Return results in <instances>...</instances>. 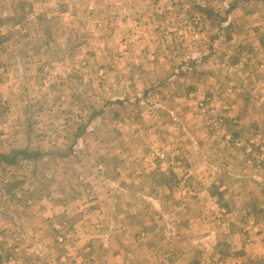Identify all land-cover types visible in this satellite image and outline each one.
Returning a JSON list of instances; mask_svg holds the SVG:
<instances>
[{"label":"rangeland","instance_id":"rangeland-1","mask_svg":"<svg viewBox=\"0 0 264 264\" xmlns=\"http://www.w3.org/2000/svg\"><path fill=\"white\" fill-rule=\"evenodd\" d=\"M242 2L0 0V153L43 156L0 168V264H264V72L223 64L264 45Z\"/></svg>","mask_w":264,"mask_h":264},{"label":"crops","instance_id":"crops-1","mask_svg":"<svg viewBox=\"0 0 264 264\" xmlns=\"http://www.w3.org/2000/svg\"><path fill=\"white\" fill-rule=\"evenodd\" d=\"M39 1H41V0H39ZM246 1L247 0H243V2L242 3H246ZM240 3V2H239ZM244 7H246L245 5L243 6V8ZM234 11H231L228 15H227V17L229 16V19H227V21L224 23V24H229L230 23V19L231 18H233V19H235L234 17H230V15L233 13ZM10 14H9V16L8 17H13V13H11V12H9ZM236 13V12H235ZM234 13V14H235ZM260 13H262V15H263V17L261 16V17H259V19L261 20H263L264 19V10H262V12H259V11H254L253 12V14L254 15H252L251 17L252 18H255V17H258V14H260ZM238 15V14H237ZM240 15H241V17L242 16H245L244 18H243V20H242V24H243V26H245L244 25V19H247V17H249L250 15H248L247 13H246V11H244V10H241V12H240ZM0 17H2V18H0V19H4V17H5V12L0 16ZM260 24H262V22L260 23ZM233 25V24H232ZM225 26V25H224ZM242 29V28H241ZM261 31V30H260ZM230 43H231V41H229L228 42V44H224V46H228V47H231V45H230ZM248 48H250L249 46H247ZM248 55H250V56H248ZM263 58V59H262ZM223 59H224V61H226L225 63H223L224 65H227V67L230 69V71H233V72H238V74L242 77L241 78V80L244 82V83H246V82H257V80H260L261 79V77L260 76H253L252 75V73L254 72V73H256L257 71H259L258 69L260 68L263 72H264V66H263V64H262V62L264 63V45L262 44H258V45H256V46H252V48H250V50L248 51H245L243 48L242 49H238L237 50V55L235 56V58H234V56H232V52L231 51H226L225 53H224V57H223ZM231 60H233L234 61V63L233 62H231ZM258 64V65H257ZM191 65V64H190ZM259 67V68H258ZM188 69L189 70H191L190 69V67H188ZM237 69V70H236ZM235 78H233V80H234ZM230 85H232V83L230 84ZM252 86H256V85H252ZM261 87H259V89H260ZM237 91V90H236ZM242 91V90H241ZM239 93V95H244V94H240V92H238ZM206 94V93H205ZM226 94H229V93H226ZM244 97H248V96H244ZM238 104H239V102H237ZM226 108V106L224 107V109ZM241 108V107H240ZM205 193L206 194H204V195H207V194H209L208 193V191H205ZM191 195V194H190ZM260 209H263L264 208V206L263 205H260V207H259ZM258 208V209H259ZM190 214H192L191 212H190ZM176 228H179L180 226H175ZM203 238V237H202ZM220 241V240H219ZM202 243H203V239H202ZM218 245H219V247H229L228 249H227V252L229 253V252H231L232 250H235V251H239L241 248L240 247H238V246H234V244H232V240H227V241H225V242H223V243H217ZM176 248H174L173 250H175ZM173 250H171V251H169L171 254L173 253L172 251ZM168 251V250H167ZM168 252V253H169ZM176 252V251H175ZM234 256H235V254H230V257L228 258V259H230L231 257L232 258H234ZM236 259L238 260V261H242V263H246V261L247 260H244V258L243 257H236ZM250 261H252L250 264H253V263H255V259H253L252 260V258H251V260ZM227 263V262H226ZM237 263H240V262H237ZM220 264H222L221 263V261H220Z\"/></svg>","mask_w":264,"mask_h":264},{"label":"trees","instance_id":"trees-1","mask_svg":"<svg viewBox=\"0 0 264 264\" xmlns=\"http://www.w3.org/2000/svg\"><path fill=\"white\" fill-rule=\"evenodd\" d=\"M235 6H236L235 3L230 4L228 7V11L234 9ZM194 10L196 13H204L208 19L211 18L212 15L214 14L213 12H210L209 10L204 9L202 6L198 4L194 5ZM194 10L193 9L190 10L191 16L195 13ZM228 11L226 12V16L223 19H221V22L224 23L225 21H227ZM100 112H97L94 116H90L88 118L87 124L80 125L76 128L75 132L72 135L74 143H76L78 138H80L85 133V131L87 130V125H90L92 120L95 117L97 118L99 116ZM71 154H74V152L71 151V148L69 147L66 150L60 151L59 156L66 157ZM42 157H43L42 154H39L36 151L29 152L27 149L12 150L5 154L0 153V168L4 169V167L17 166L21 161H29V162L34 161L35 162L37 160L42 159ZM1 166H3V168ZM23 182H24L23 180L7 182L6 184H4L5 186H3L4 194L5 195L12 194L15 191V189H17V187H19Z\"/></svg>","mask_w":264,"mask_h":264}]
</instances>
